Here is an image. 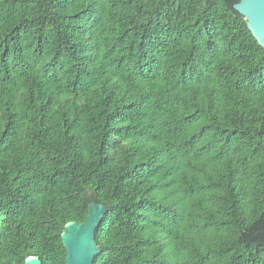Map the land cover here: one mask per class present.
<instances>
[{
    "label": "trees",
    "instance_id": "obj_1",
    "mask_svg": "<svg viewBox=\"0 0 264 264\" xmlns=\"http://www.w3.org/2000/svg\"><path fill=\"white\" fill-rule=\"evenodd\" d=\"M241 0H0V264H264V46Z\"/></svg>",
    "mask_w": 264,
    "mask_h": 264
},
{
    "label": "water",
    "instance_id": "obj_2",
    "mask_svg": "<svg viewBox=\"0 0 264 264\" xmlns=\"http://www.w3.org/2000/svg\"><path fill=\"white\" fill-rule=\"evenodd\" d=\"M235 8L245 16L253 35L264 46V0H241ZM107 211L103 203L91 202L85 222L72 221L65 225L62 239L68 252L67 264H93L99 253L96 231ZM26 264L43 263L38 256H32Z\"/></svg>",
    "mask_w": 264,
    "mask_h": 264
}]
</instances>
